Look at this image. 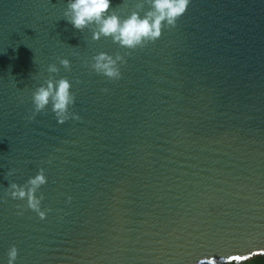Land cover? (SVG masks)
I'll list each match as a JSON object with an SVG mask.
<instances>
[{"label":"water","instance_id":"1","mask_svg":"<svg viewBox=\"0 0 264 264\" xmlns=\"http://www.w3.org/2000/svg\"><path fill=\"white\" fill-rule=\"evenodd\" d=\"M67 3L0 0V264L12 246L13 264L264 256V0H190L135 50L75 29ZM101 52L123 57L119 80L90 67ZM50 75L71 83L79 119L33 117ZM41 168L44 219L8 191Z\"/></svg>","mask_w":264,"mask_h":264},{"label":"clouds","instance_id":"2","mask_svg":"<svg viewBox=\"0 0 264 264\" xmlns=\"http://www.w3.org/2000/svg\"><path fill=\"white\" fill-rule=\"evenodd\" d=\"M190 0H142L135 5V10L129 15L121 16L113 10L111 0H68L64 12L65 19L72 26L83 31L89 29L92 39L99 40L101 37L111 38L121 48L135 50L143 48L149 43H155L162 35L165 27H175L177 20L186 12ZM145 4L148 9L145 11ZM123 57L116 54L114 57L107 53H99L92 58L90 67L97 74L103 75L109 80H119L121 71L119 64ZM60 64L70 70V61L61 59ZM47 71L57 74L59 68L49 65ZM71 83L67 78L55 79L53 76L32 93L34 108L33 117L41 113L51 105V111L55 114L58 122L63 124L70 118L79 119L70 108L75 103V96L71 92ZM33 117H29L32 119ZM11 174V173H9ZM47 183L44 169L41 168L34 177L29 178L26 185L11 183L9 194L13 199L27 201V207L38 213L40 219L46 217V211L41 210L43 195L37 196L38 190ZM71 199V198H69ZM18 250L12 246L8 252V264H13L17 258ZM232 257H221L218 261L215 257L201 259L198 264H231Z\"/></svg>","mask_w":264,"mask_h":264},{"label":"trees","instance_id":"3","mask_svg":"<svg viewBox=\"0 0 264 264\" xmlns=\"http://www.w3.org/2000/svg\"><path fill=\"white\" fill-rule=\"evenodd\" d=\"M231 264H236V263L232 262ZM239 264H264V256H255L250 260L241 262Z\"/></svg>","mask_w":264,"mask_h":264},{"label":"snow or ice","instance_id":"4","mask_svg":"<svg viewBox=\"0 0 264 264\" xmlns=\"http://www.w3.org/2000/svg\"><path fill=\"white\" fill-rule=\"evenodd\" d=\"M201 264H204V262H201Z\"/></svg>","mask_w":264,"mask_h":264}]
</instances>
